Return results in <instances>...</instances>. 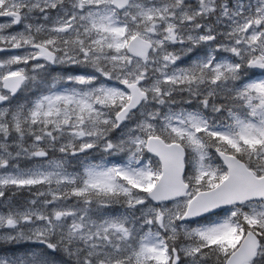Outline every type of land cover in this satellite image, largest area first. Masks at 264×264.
<instances>
[{
	"label": "snow or ice",
	"instance_id": "1",
	"mask_svg": "<svg viewBox=\"0 0 264 264\" xmlns=\"http://www.w3.org/2000/svg\"><path fill=\"white\" fill-rule=\"evenodd\" d=\"M0 264H264V0H0Z\"/></svg>",
	"mask_w": 264,
	"mask_h": 264
}]
</instances>
